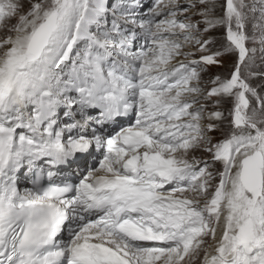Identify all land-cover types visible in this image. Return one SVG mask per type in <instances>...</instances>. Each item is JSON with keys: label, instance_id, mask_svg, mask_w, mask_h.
Masks as SVG:
<instances>
[{"label": "snow or ice", "instance_id": "obj_1", "mask_svg": "<svg viewBox=\"0 0 264 264\" xmlns=\"http://www.w3.org/2000/svg\"><path fill=\"white\" fill-rule=\"evenodd\" d=\"M0 264H264V0H0Z\"/></svg>", "mask_w": 264, "mask_h": 264}, {"label": "rangeland", "instance_id": "obj_2", "mask_svg": "<svg viewBox=\"0 0 264 264\" xmlns=\"http://www.w3.org/2000/svg\"><path fill=\"white\" fill-rule=\"evenodd\" d=\"M214 71H215V69H214Z\"/></svg>", "mask_w": 264, "mask_h": 264}]
</instances>
